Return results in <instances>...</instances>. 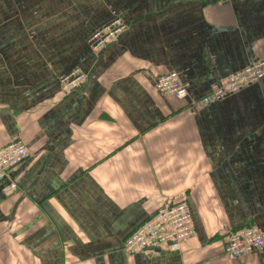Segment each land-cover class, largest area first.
Masks as SVG:
<instances>
[{
	"label": "crops",
	"instance_id": "1",
	"mask_svg": "<svg viewBox=\"0 0 264 264\" xmlns=\"http://www.w3.org/2000/svg\"><path fill=\"white\" fill-rule=\"evenodd\" d=\"M116 16L126 32L94 57L89 37ZM262 58L264 0H0V148L29 152L16 192L0 184V264L19 248L26 264H264V247L224 255L231 233L264 230V78L208 97ZM74 68L87 81L64 95ZM169 71L185 100L155 90ZM169 203L194 235L126 255Z\"/></svg>",
	"mask_w": 264,
	"mask_h": 264
},
{
	"label": "built area",
	"instance_id": "2",
	"mask_svg": "<svg viewBox=\"0 0 264 264\" xmlns=\"http://www.w3.org/2000/svg\"><path fill=\"white\" fill-rule=\"evenodd\" d=\"M127 24L121 17H114L110 23L95 30L89 40L88 48L98 57L104 49L120 38L127 30ZM87 73L80 68L72 69L59 79V90L68 95L79 90L87 80ZM264 78V58L251 62L242 70L218 80L211 88L209 99L219 101L248 86L257 84ZM155 90L164 97L185 100L188 97V85L177 72L169 71L154 80ZM26 144L20 138L12 139L0 148V184L6 183L4 192L17 190L9 177V171L21 165L28 158ZM194 235L191 214L184 203L161 205L155 214L138 227L124 242L126 255H135L144 250H155L159 247L177 248ZM264 247V230L256 227L242 228L231 233L224 247V255L232 260Z\"/></svg>",
	"mask_w": 264,
	"mask_h": 264
},
{
	"label": "rangeland",
	"instance_id": "3",
	"mask_svg": "<svg viewBox=\"0 0 264 264\" xmlns=\"http://www.w3.org/2000/svg\"><path fill=\"white\" fill-rule=\"evenodd\" d=\"M6 260H9L11 264H13L14 262H18L15 264H26V258L24 254L22 253V248L14 249L12 255L6 258Z\"/></svg>",
	"mask_w": 264,
	"mask_h": 264
}]
</instances>
